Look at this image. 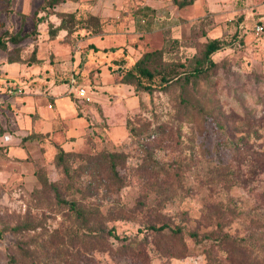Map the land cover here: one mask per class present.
Masks as SVG:
<instances>
[{"label":"rangeland","instance_id":"374dc122","mask_svg":"<svg viewBox=\"0 0 264 264\" xmlns=\"http://www.w3.org/2000/svg\"><path fill=\"white\" fill-rule=\"evenodd\" d=\"M144 1L114 0L96 33L88 13L54 30L68 3L38 21L45 0H0V264H264V0H159L131 33ZM123 46L179 77L120 81Z\"/></svg>","mask_w":264,"mask_h":264},{"label":"trees","instance_id":"16d2710c","mask_svg":"<svg viewBox=\"0 0 264 264\" xmlns=\"http://www.w3.org/2000/svg\"><path fill=\"white\" fill-rule=\"evenodd\" d=\"M8 3H11L12 0H7ZM67 0H45V4L43 5V9L45 11L44 14H41L38 16V21H43L46 19L50 14L53 12H56L57 10V5H59L62 2H65ZM194 0H173L174 3L178 4L179 6H184L188 3H192ZM153 10L150 5H142L138 7V9L135 11L136 16H141L142 18L145 17L148 21V23L151 24L153 21ZM64 16L61 19V22L55 27L54 30L58 29H66L67 32L73 31V27H70L68 25L69 23V18H77L76 16L78 14L82 13H88V17L84 19H80L78 15V20H80L81 24L83 27L89 28L91 30H94L96 33H99L102 29V21L101 18L98 14H93L88 10L82 11L79 9L76 10H67V11H62ZM69 17V18H68ZM96 25V26H95ZM32 33V31L30 32ZM25 35L21 34L20 32H16L10 35V39L13 42H19L21 41ZM0 45H6V40H4L0 36ZM224 47L223 42L219 38H214L211 40H208L205 43V48H204V56L207 59V61L210 62V65H215L216 61L213 60L212 55L216 51L222 49ZM112 50H118V55L113 58L114 65L117 66H123L124 67V73L121 76L120 81H125V82H133L135 80V83L137 87H141L149 92H152L154 90H163L166 89L171 81L173 80L174 77H179V72L173 69H168V70H162V68H159L157 65H153V57L155 53H159L160 49H156L153 51H147L143 56H141L138 59L132 60L131 53L128 50L127 47H111ZM129 59L131 60L130 64L125 65L126 60ZM11 60V59H10ZM119 60V61H118ZM111 66H113L111 64ZM195 72L201 70L202 68H195ZM2 131H9L7 128V125L2 124ZM6 145L9 144H2L0 145V150L5 147ZM65 149L61 148L59 152V161L58 164L63 163V156L65 153ZM112 157H115L114 153H110ZM64 169L66 172H69V169L67 166L64 165ZM57 194L59 195V192L57 191ZM59 197L60 202H65L69 204V206L75 210L76 214L78 217L82 218V221L86 222L87 214L85 210L77 203L75 200H68ZM151 228L155 230H164L167 227H170V225L167 222L161 223L159 225L156 224H151ZM172 228V227H171ZM174 231L180 232L182 230V227H176L173 228ZM107 231V229L105 228ZM108 232L113 234L116 237L119 238H125L126 236L121 237L118 232L115 231L114 227L109 228ZM4 232L2 229H0V236H3ZM195 236L198 235L197 232H192ZM14 260V257H12ZM14 262H12L13 264Z\"/></svg>","mask_w":264,"mask_h":264},{"label":"crops","instance_id":"0c3cea01","mask_svg":"<svg viewBox=\"0 0 264 264\" xmlns=\"http://www.w3.org/2000/svg\"><path fill=\"white\" fill-rule=\"evenodd\" d=\"M62 3H68L71 6L70 9H61L63 11H67V10L71 11V10H76V9H79L82 11L88 10L93 14H98L102 18V21L105 20L104 19L105 13H107L108 11L111 12V10L114 8L113 6H115L114 0H67V1L62 2ZM108 4H110V7L108 6ZM145 4L150 5L152 7V9H155V10L158 8H161L163 6V3L159 0H145L142 5H145ZM174 6H176L178 8L177 5L174 4ZM138 17H141V16H138ZM143 18H145V17H143ZM127 22H128V19H125V22H120V23L114 20L112 24L120 25L122 23V25H123L122 27H124V26L128 27ZM154 24L152 22H151V24L147 22V24H145L146 26H144V28L139 27L141 29H138L137 25H135L134 23L132 24L130 22V27L127 28V31H129L131 33L136 31V33L142 34L143 30L150 31L153 28ZM4 125H6V124L4 123ZM8 132H9V139L5 142V144L6 143L10 144V141L13 140V138H14V134L11 133L10 131H8Z\"/></svg>","mask_w":264,"mask_h":264},{"label":"built area","instance_id":"2783aa9c","mask_svg":"<svg viewBox=\"0 0 264 264\" xmlns=\"http://www.w3.org/2000/svg\"><path fill=\"white\" fill-rule=\"evenodd\" d=\"M260 28H262L261 25H260ZM75 81H76V77L73 76L72 77V83L74 86L76 85ZM78 91L80 92V94L85 95L87 92V89H86V87L80 85V86H78ZM5 102H6L5 98L0 97V145L5 144V142L9 139V132L8 131H5V132L2 131V124L4 125V122L2 121L1 116H2V109L4 106H6Z\"/></svg>","mask_w":264,"mask_h":264}]
</instances>
